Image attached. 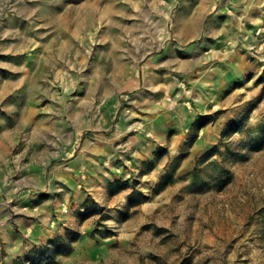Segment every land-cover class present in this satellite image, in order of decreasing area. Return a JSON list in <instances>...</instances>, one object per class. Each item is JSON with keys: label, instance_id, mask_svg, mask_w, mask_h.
<instances>
[{"label": "rangeland", "instance_id": "rangeland-1", "mask_svg": "<svg viewBox=\"0 0 264 264\" xmlns=\"http://www.w3.org/2000/svg\"><path fill=\"white\" fill-rule=\"evenodd\" d=\"M92 1L0 0V132L26 112L8 151L50 169L76 150L86 175L114 170L108 200L129 194L98 200L83 174L80 203L59 182L3 192L0 264H264V0Z\"/></svg>", "mask_w": 264, "mask_h": 264}, {"label": "crops", "instance_id": "crops-1", "mask_svg": "<svg viewBox=\"0 0 264 264\" xmlns=\"http://www.w3.org/2000/svg\"><path fill=\"white\" fill-rule=\"evenodd\" d=\"M98 4L99 3H97L96 0L90 2L91 6ZM109 6L110 3L108 4V7ZM205 13L206 10L203 5L198 7L197 16L193 15L190 18V22L193 27L200 25L201 21L205 19ZM214 19L215 18L213 17V20ZM227 66H230V63ZM230 70V68L225 69L224 67V73L228 72L227 76H229ZM216 75H218L217 72ZM0 86L5 87L3 84H0ZM121 103L122 101L116 97H110L109 101H107L109 108L112 109L115 107L117 111ZM27 118L28 115L26 112H23L22 116L18 119V123L21 125L28 124L29 121ZM0 123L5 124V122L1 119ZM19 124H17L16 128L12 130H7V128H5L0 132V198L3 192H8L13 200L20 201V203H28L33 199L35 200L41 192H56V183L59 182L63 184L66 189L73 187V189H75L73 192L78 195L76 201H79L80 203L84 198L82 197L83 192L78 191L75 186L79 183L81 175H86L85 172L82 171L85 165V160L83 159L84 155L79 153L74 156L76 154V150H68V155H66V152L63 155L64 161L58 162L59 165H55L50 169H47L49 160V155L46 154L47 152L40 154L34 150L33 154L27 160H24L25 155L22 152L13 154L12 151H8V144L6 142L8 135H10V138L13 141L19 139L21 133V127ZM33 129L34 130L31 132L30 138L37 139L39 137V132L36 130V128L33 127ZM113 172L114 170H107L104 172L98 171L97 173L86 175L88 177V191L86 194H92L98 200H106L111 205L118 204V201L121 199L125 200L129 194V191L127 190L119 191L108 200L110 188H113L111 182L114 179L111 177H115V173L113 174ZM70 190L69 192L72 193V190ZM61 202L65 201L59 196L46 201L43 200L37 205L39 212L37 211V213H35L33 211L34 215L37 214L39 216L38 218L42 220V223L40 222V224L37 226V233L34 235L36 239L35 243L33 244L44 242L43 239L48 233L46 229L47 224H45V222L46 220L49 221L50 219V208L53 209L55 204L60 206L62 204ZM30 212L32 213V211ZM26 215L30 216L27 212ZM27 216L24 217L26 220H28L25 221L28 224L29 220H33V218L30 217L29 219Z\"/></svg>", "mask_w": 264, "mask_h": 264}, {"label": "trees", "instance_id": "trees-1", "mask_svg": "<svg viewBox=\"0 0 264 264\" xmlns=\"http://www.w3.org/2000/svg\"><path fill=\"white\" fill-rule=\"evenodd\" d=\"M61 240H64V239L60 236H57L55 242L57 243L58 241H61ZM64 242H65V246L63 247V249L59 251L57 250L56 252L59 254H70L74 249V246H73L74 241L67 242L64 240ZM16 264H27V263L25 261H16Z\"/></svg>", "mask_w": 264, "mask_h": 264}, {"label": "bare ground", "instance_id": "bare-ground-1", "mask_svg": "<svg viewBox=\"0 0 264 264\" xmlns=\"http://www.w3.org/2000/svg\"><path fill=\"white\" fill-rule=\"evenodd\" d=\"M92 11V10H91ZM93 12V11H92ZM95 14V13H94ZM59 19V18H58ZM64 20V19H63ZM60 21V20H59ZM37 72H39V70L37 71Z\"/></svg>", "mask_w": 264, "mask_h": 264}, {"label": "built area", "instance_id": "built-area-1", "mask_svg": "<svg viewBox=\"0 0 264 264\" xmlns=\"http://www.w3.org/2000/svg\"><path fill=\"white\" fill-rule=\"evenodd\" d=\"M66 211H68V209H66Z\"/></svg>", "mask_w": 264, "mask_h": 264}]
</instances>
